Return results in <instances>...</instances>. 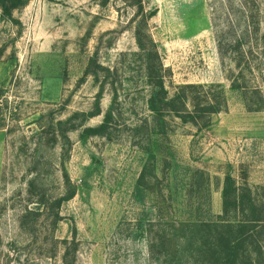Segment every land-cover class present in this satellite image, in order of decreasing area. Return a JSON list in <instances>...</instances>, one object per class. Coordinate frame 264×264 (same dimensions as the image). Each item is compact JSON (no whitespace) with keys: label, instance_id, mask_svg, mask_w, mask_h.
I'll list each match as a JSON object with an SVG mask.
<instances>
[{"label":"rangeland","instance_id":"1","mask_svg":"<svg viewBox=\"0 0 264 264\" xmlns=\"http://www.w3.org/2000/svg\"><path fill=\"white\" fill-rule=\"evenodd\" d=\"M241 2L260 30L256 42L242 40L239 67L235 50L221 58L217 34L238 44ZM137 3L29 0L10 18L0 10V264H63L66 238L78 241L76 264H159L149 238L220 214L227 174L264 195V110H250L244 93L264 94V0H142L139 17ZM138 27L157 45L169 91H225L227 108L209 126L153 121ZM93 58L116 75L118 95L88 73ZM111 109L109 134L86 136ZM70 188L57 225L46 210L23 224L39 199ZM151 223L163 226L150 234Z\"/></svg>","mask_w":264,"mask_h":264},{"label":"trees","instance_id":"2","mask_svg":"<svg viewBox=\"0 0 264 264\" xmlns=\"http://www.w3.org/2000/svg\"><path fill=\"white\" fill-rule=\"evenodd\" d=\"M28 1L0 0L2 15L12 17L14 11L25 6ZM134 1H137L139 6L135 16L144 15L145 8L142 0ZM241 4L247 27L239 38L233 37L232 41L236 38L238 44L232 46L231 33L219 31L217 34L221 58L225 60L228 53L235 50L238 54L236 60L240 58V62L237 61L239 67L243 59L247 60L246 54L241 50L242 40L256 42L260 30L259 27H255L257 24L253 10L243 2ZM154 14L155 12H152L149 16ZM143 35V29L138 27L136 39L139 47L145 52L147 60L145 78L150 87L148 106L153 114V121L164 122L166 116L175 115L186 123L196 126L202 124L201 127L209 126L212 116L227 108L225 91L220 85L203 84L180 85L174 93L169 91L166 86L167 75L163 73V64L160 61L157 45L153 38H150V45H146ZM98 69L105 74L98 75ZM88 73L95 74L93 76L97 82H100L102 91L109 87L116 95L120 92L116 75H110L109 67L98 65L94 58L91 59ZM253 90L251 94L244 92L247 107L253 111L264 110V94L259 88ZM115 118L114 109L109 110L100 125L85 129V135H108ZM146 122L148 123L147 120ZM75 195L76 190L70 188L67 194L56 197L52 202L42 197L37 201L39 210L27 211L23 224H27L26 219L29 215H43L46 210L52 216L54 225H57L62 219L60 217L62 205ZM43 207V211H40ZM155 226L163 225L151 223L150 234L156 233ZM174 226L178 228L173 230L168 225L162 237H157L155 234L154 237L149 238L151 257L159 259V264H264V195L255 191L247 179L240 182L233 175L227 174L222 190L220 214L194 223L183 221ZM184 232L187 234L180 236V233ZM61 243L63 244V264H76V252L79 248L77 239L66 238L61 240Z\"/></svg>","mask_w":264,"mask_h":264}]
</instances>
